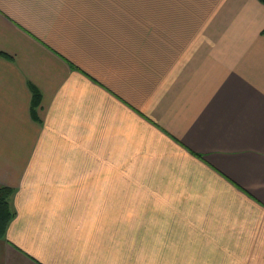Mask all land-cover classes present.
<instances>
[{
	"label": "crops",
	"instance_id": "crops-1",
	"mask_svg": "<svg viewBox=\"0 0 264 264\" xmlns=\"http://www.w3.org/2000/svg\"><path fill=\"white\" fill-rule=\"evenodd\" d=\"M3 186L0 264H264V3L0 0Z\"/></svg>",
	"mask_w": 264,
	"mask_h": 264
},
{
	"label": "trees",
	"instance_id": "trees-1",
	"mask_svg": "<svg viewBox=\"0 0 264 264\" xmlns=\"http://www.w3.org/2000/svg\"><path fill=\"white\" fill-rule=\"evenodd\" d=\"M264 3V0H260ZM33 104L34 108L39 106L41 95L33 89ZM14 190L10 187L3 186L0 188V239H3L6 235L7 228L14 217V211L11 206V197Z\"/></svg>",
	"mask_w": 264,
	"mask_h": 264
},
{
	"label": "rangeland",
	"instance_id": "rangeland-1",
	"mask_svg": "<svg viewBox=\"0 0 264 264\" xmlns=\"http://www.w3.org/2000/svg\"><path fill=\"white\" fill-rule=\"evenodd\" d=\"M40 102H41V100H40ZM39 105H40V103H39ZM14 194V193H13ZM13 196V195H12ZM11 199H12V197H11ZM11 201V200H10Z\"/></svg>",
	"mask_w": 264,
	"mask_h": 264
}]
</instances>
